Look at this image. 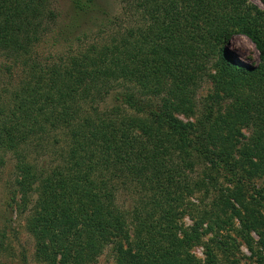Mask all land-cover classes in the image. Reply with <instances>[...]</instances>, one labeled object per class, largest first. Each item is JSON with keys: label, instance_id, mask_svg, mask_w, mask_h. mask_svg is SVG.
<instances>
[{"label": "trees", "instance_id": "1", "mask_svg": "<svg viewBox=\"0 0 264 264\" xmlns=\"http://www.w3.org/2000/svg\"><path fill=\"white\" fill-rule=\"evenodd\" d=\"M115 1V24L89 42L84 27L105 14L95 0H68L61 22L53 0H0V164L3 153L15 156L36 255L46 264H93L109 247L116 264H195L182 248L199 239L202 222L211 229L235 217L253 250L251 231L264 234V189L252 184L264 176V0L263 9L246 0ZM54 31L71 44L41 60L36 47ZM237 33L254 44L257 64L225 51ZM212 59L218 106L241 105L183 122L174 113L191 114L193 87ZM162 93L159 109L148 104ZM41 150L48 166L29 161ZM197 165L207 175L195 180ZM211 173L231 185L211 203L222 220L204 210L187 233L178 208L215 185ZM122 192L137 196L132 207L117 205ZM214 248L230 251L225 242Z\"/></svg>", "mask_w": 264, "mask_h": 264}, {"label": "rangeland", "instance_id": "2", "mask_svg": "<svg viewBox=\"0 0 264 264\" xmlns=\"http://www.w3.org/2000/svg\"><path fill=\"white\" fill-rule=\"evenodd\" d=\"M252 5L257 6L259 9H263L262 4L259 0H246ZM97 5V11L103 12L104 17L98 20V18L91 20L84 28L89 29L87 41H94L99 35L110 31V27L115 24L113 17L120 13L121 4H118L115 0H95ZM55 13L59 14V21H63L65 14L68 12V0H53L52 4ZM66 18V17H65ZM109 19L111 24H107L106 20ZM99 21L104 23L103 27L99 24ZM124 24V22L122 23ZM57 31V29L55 30ZM49 32L41 40L39 45L36 47L37 56L41 60H47L50 57H54L61 53H66L68 50L67 44L69 42L62 41L57 37L56 32ZM71 44V43H69ZM74 48V46H72ZM225 51L229 57L234 61L241 62L245 65L257 64L258 53L254 44L243 34H234L228 43L225 44ZM215 59L205 64V74L193 87V108L191 114L174 113V116L179 120L186 122H195L197 119H201L206 116V112L211 110V117L218 118L223 117L225 113L240 106L239 101L224 100L220 102L218 106L217 99L222 93L213 89V82L207 76L209 74H215V68L213 67ZM3 60L0 57V72L3 70ZM166 82V86L168 84ZM165 86V87H166ZM219 92V93H218ZM148 102L153 108L159 109L161 106V97ZM213 121V120H210ZM211 123V122H210ZM219 126L223 124L218 122ZM253 131L251 127L243 128L242 133L248 137ZM243 142V139H240ZM43 151V152H42ZM235 157L238 155L235 153ZM2 162L0 164V264H46L38 258L35 252V240L27 230L26 218L28 213L24 211L20 204V194L17 192L15 179H16V168H15V156L11 153L2 154ZM29 161L37 162L38 165L45 164L49 165L51 158L45 153L44 150L38 152V154L31 153ZM210 173V172H208ZM207 175L206 171L202 170L201 167L195 166L191 172L193 179L198 180L202 176ZM211 176L215 174L211 173ZM215 185H209L207 192L201 189L198 192H194L192 195L186 197L180 208H178L180 215L177 219V224L182 229L186 230L187 233L192 234V228L194 226H200L199 222L202 218L201 212L204 210H211V216L213 219L218 218L222 220L220 216L221 212H218L217 208L211 203L215 202L218 197V189L224 190L230 188L228 177L224 173L215 175ZM205 178V177H204ZM255 189H264V176L256 178L252 181ZM33 196V194H32ZM35 197V196H33ZM137 196L120 193L117 195L116 203L122 209L132 207L136 203ZM211 206V207H210ZM218 210V211H217ZM216 211V213H214ZM218 215V216H217ZM211 229L208 226V221L202 222V229L199 230L200 237L197 241L190 243L189 245L184 244L183 248L185 254L193 257L196 260L195 264H208L207 250H213L211 255L214 256L215 260L209 257L210 264H229V261H234L235 264H258V254L260 253V241H264V234H260L255 231H251L250 238L252 240L253 250H250L244 240L245 236L239 233V221L232 219L227 224L223 225L221 222H216ZM208 227V228H207ZM264 232V231H263ZM132 241L133 234L132 230L129 232ZM179 239L182 238V233H177ZM227 243L230 251L227 252L226 256L219 250L215 249V243ZM130 242L124 243L123 247L126 248ZM207 248V249H206ZM264 256V252H263ZM192 258V259H193ZM261 264H264V257H262ZM93 264H116L115 257L109 247L102 250L101 254L95 259Z\"/></svg>", "mask_w": 264, "mask_h": 264}]
</instances>
